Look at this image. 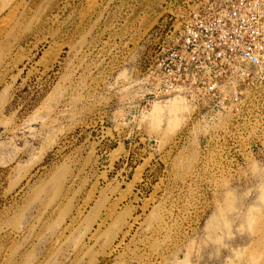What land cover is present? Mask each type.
Returning a JSON list of instances; mask_svg holds the SVG:
<instances>
[{"label":"rangeland","instance_id":"374dc122","mask_svg":"<svg viewBox=\"0 0 264 264\" xmlns=\"http://www.w3.org/2000/svg\"><path fill=\"white\" fill-rule=\"evenodd\" d=\"M170 1L0 6V264H264V142L147 79Z\"/></svg>","mask_w":264,"mask_h":264},{"label":"built area","instance_id":"2783aa9c","mask_svg":"<svg viewBox=\"0 0 264 264\" xmlns=\"http://www.w3.org/2000/svg\"><path fill=\"white\" fill-rule=\"evenodd\" d=\"M159 20L155 97L202 106L207 142H264V0H171Z\"/></svg>","mask_w":264,"mask_h":264},{"label":"crops","instance_id":"0c3cea01","mask_svg":"<svg viewBox=\"0 0 264 264\" xmlns=\"http://www.w3.org/2000/svg\"><path fill=\"white\" fill-rule=\"evenodd\" d=\"M8 0H0V6Z\"/></svg>","mask_w":264,"mask_h":264},{"label":"bare ground","instance_id":"6f19581e","mask_svg":"<svg viewBox=\"0 0 264 264\" xmlns=\"http://www.w3.org/2000/svg\"><path fill=\"white\" fill-rule=\"evenodd\" d=\"M156 109H158V107H157V106H155V110H156Z\"/></svg>","mask_w":264,"mask_h":264}]
</instances>
